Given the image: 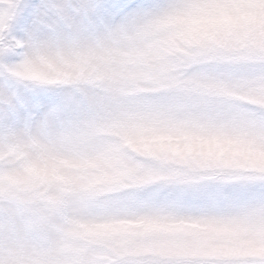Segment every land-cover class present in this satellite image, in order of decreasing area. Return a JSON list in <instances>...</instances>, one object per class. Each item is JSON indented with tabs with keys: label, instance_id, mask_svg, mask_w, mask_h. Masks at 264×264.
<instances>
[{
	"label": "rangeland",
	"instance_id": "obj_1",
	"mask_svg": "<svg viewBox=\"0 0 264 264\" xmlns=\"http://www.w3.org/2000/svg\"><path fill=\"white\" fill-rule=\"evenodd\" d=\"M240 2L246 11L226 17L224 31L208 13L98 36L68 71L0 62L18 87L60 82L68 115L48 132L72 161L60 177L70 211L43 229L26 213L32 229L19 236L0 229V262L243 264L264 256V228L248 209L206 195L264 190V0ZM207 40L214 43L200 46ZM225 67L240 71H217ZM6 207L14 205L0 195V222Z\"/></svg>",
	"mask_w": 264,
	"mask_h": 264
},
{
	"label": "snow or ice",
	"instance_id": "obj_2",
	"mask_svg": "<svg viewBox=\"0 0 264 264\" xmlns=\"http://www.w3.org/2000/svg\"><path fill=\"white\" fill-rule=\"evenodd\" d=\"M246 9L240 0H7L0 3V62L23 61L68 71L77 66L96 37L124 31L141 21L211 13L217 29L224 31L229 27L225 18L237 17ZM213 43L199 42L204 47ZM59 83L45 77L18 87L10 76L0 73V195L14 205L5 208L0 222L6 233L30 232L26 213L43 229L72 207L71 188L60 179L72 161L65 143L48 132L68 115L67 93L59 89ZM206 195L221 205L247 208L264 228V190L209 191ZM258 199L260 203H254ZM243 264H264V256Z\"/></svg>",
	"mask_w": 264,
	"mask_h": 264
}]
</instances>
